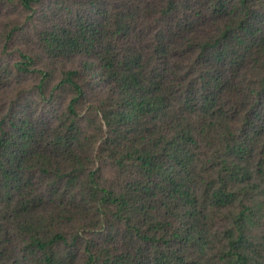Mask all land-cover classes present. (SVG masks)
Wrapping results in <instances>:
<instances>
[{
	"label": "trees",
	"instance_id": "trees-1",
	"mask_svg": "<svg viewBox=\"0 0 264 264\" xmlns=\"http://www.w3.org/2000/svg\"><path fill=\"white\" fill-rule=\"evenodd\" d=\"M2 1L0 264H264V0Z\"/></svg>",
	"mask_w": 264,
	"mask_h": 264
},
{
	"label": "rangeland",
	"instance_id": "rangeland-1",
	"mask_svg": "<svg viewBox=\"0 0 264 264\" xmlns=\"http://www.w3.org/2000/svg\"><path fill=\"white\" fill-rule=\"evenodd\" d=\"M39 8H43V6H39ZM26 15L19 11L18 9L15 8H8V7H4V3L2 0H0V36H2V38L0 37V65L4 66V65H10L13 66L17 61L21 60V57L18 55V50L17 49H12L9 51V49H6V42L4 41V21H15V22H24L26 19ZM36 45V39L35 36L31 33H27L25 35H21L18 39H17V46H21L24 48H27L28 46L33 47ZM30 81H27L24 83V87H19V89H21V91L23 90H27L32 91L33 86H35L36 84V80L34 78H29ZM26 98H35L33 95L30 96L27 95ZM70 100V98H66L65 100V104L68 103ZM64 104V105H65ZM59 109L61 110L63 104L59 103L58 104ZM58 106H54V105H48V107H41V114L43 116H45L46 118H50L52 117V115L54 114V110L58 109Z\"/></svg>",
	"mask_w": 264,
	"mask_h": 264
}]
</instances>
